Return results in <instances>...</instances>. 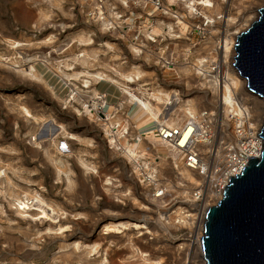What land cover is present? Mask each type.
I'll return each mask as SVG.
<instances>
[{
    "label": "rangeland",
    "instance_id": "374dc122",
    "mask_svg": "<svg viewBox=\"0 0 264 264\" xmlns=\"http://www.w3.org/2000/svg\"><path fill=\"white\" fill-rule=\"evenodd\" d=\"M161 2L166 14L147 17L149 7L126 0H0V264H100L103 257L106 264H199L197 221L206 201L194 200L193 192L200 178L186 172L180 158L177 169L158 158L151 138L157 121L137 116L122 88L148 98L159 117L175 97V123L183 114L179 106L209 109L223 121L210 66L220 59V43L256 18L262 0H201L199 15L189 12L185 2L191 0ZM127 16L131 22L137 17L132 26L124 23ZM28 64L44 81L18 71ZM85 71L107 77L99 84L90 78L85 88L81 79L62 74ZM96 88L121 104L113 119L132 121L133 134L120 141L121 150L81 109V98ZM48 130L54 141L43 137ZM125 145L138 153L139 166ZM148 160L166 188L159 197L142 177ZM35 194L57 212L56 223L17 215V199L30 203ZM124 223L128 229L104 230ZM47 227L54 229L45 233ZM74 242L79 250L61 251Z\"/></svg>",
    "mask_w": 264,
    "mask_h": 264
},
{
    "label": "built area",
    "instance_id": "2783aa9c",
    "mask_svg": "<svg viewBox=\"0 0 264 264\" xmlns=\"http://www.w3.org/2000/svg\"><path fill=\"white\" fill-rule=\"evenodd\" d=\"M95 1L98 3L103 2V0ZM191 1L192 4L194 2L191 13L199 15L200 12L197 6L200 4L198 1L201 0ZM195 1H197L196 6ZM126 2L143 9L149 7L148 9L150 10L143 16L155 15L156 11L162 15L166 14V9L162 5L161 0H126ZM130 15L133 14L131 13ZM130 18L131 16H127L124 23L132 26L137 17L132 22ZM211 68L215 70V64ZM103 81V79H99L97 84ZM117 90L121 92L120 88H117ZM74 96L81 98L78 92L74 93ZM111 96L108 91L96 88L95 93L91 97L81 98V109L84 113L86 112L85 114L96 117L102 124L104 132L113 139L112 145L121 150L122 144L120 141L130 140L133 134V124L127 117L124 120L113 119L121 104L110 102ZM164 105L163 114L161 115L163 122L155 125L151 138L170 147L181 159L183 167L200 178L199 185L193 192L194 200L215 203L218 195L220 196V191L224 190V187L228 184L230 177L238 175L246 165L247 159H249V153H247L246 147L242 146V143L246 142L247 144H245L248 146V142L252 139L254 147L251 149L255 151V135L253 136V132H250L247 140L243 139L239 142L236 134L242 133L246 125L245 119L243 118L242 121L236 122L235 118L223 115L222 121V117L221 120L218 119V114L215 115L209 109H203L186 116L179 125L178 122L171 124L169 120L172 119L171 117L175 112L178 101L175 97H172ZM217 113L219 112L217 111ZM224 127H227L226 132ZM228 132L233 136L231 140L226 139L228 138ZM182 139H184L183 143L181 142ZM131 159L136 167L139 166L138 158ZM219 160L222 162L219 163ZM146 166V171L143 172L142 177L147 181L148 186L152 188L153 194L159 197L164 194L166 188L157 179V172L149 160ZM135 170L139 171L137 168Z\"/></svg>",
    "mask_w": 264,
    "mask_h": 264
},
{
    "label": "water",
    "instance_id": "95a60500",
    "mask_svg": "<svg viewBox=\"0 0 264 264\" xmlns=\"http://www.w3.org/2000/svg\"><path fill=\"white\" fill-rule=\"evenodd\" d=\"M233 66L247 90L264 101V3L235 40ZM259 156L230 177L204 214L200 249L206 264H264V123Z\"/></svg>",
    "mask_w": 264,
    "mask_h": 264
},
{
    "label": "bare ground",
    "instance_id": "6f19581e",
    "mask_svg": "<svg viewBox=\"0 0 264 264\" xmlns=\"http://www.w3.org/2000/svg\"><path fill=\"white\" fill-rule=\"evenodd\" d=\"M264 3V0H262V5ZM189 12H191V10L193 9V4L191 2H185ZM208 4L210 5V3L208 2ZM261 5V6H262ZM260 7V6H259ZM258 7V8H259ZM257 8V10H258ZM257 12V11H256ZM257 16V13H256ZM207 20H209L210 22H213V19H211L209 16L206 17ZM250 19H252V17H250ZM252 21V20H251ZM250 21V22H251ZM180 22V21H179ZM247 22V21H246ZM182 23V22H180ZM183 26H185L182 23ZM248 24L246 23L245 26H247ZM239 34V30H237L236 32L233 33V36L230 37L228 35L229 38H225V40H223L220 43L219 46V52L217 53L220 57L218 62H215V72L213 73V75H209L208 73H205L206 76L210 77V85H211V89L214 91L219 92V105L225 106L224 112L226 117H231V118H235V121H242L243 118L246 121V125L242 131L241 134H236V136L239 139V142L241 140H247L249 137V133L253 132V136L255 135L254 139L256 140V149L255 151H253V149H251L253 146L252 144V139L251 141L248 142V146L246 145L247 143L244 142L242 143V146L246 147L247 153H249L248 158H256L259 156V152L261 149V140L258 137V133L264 123V101L257 95H254L252 93H250L247 88H246V80L244 77H241L238 70L233 66V62H234V56H235V48H234V44H235V40H236V36ZM14 47H18L21 44H19L18 42H13ZM15 67H19V66H15ZM212 66H210L211 69ZM18 71L24 73L26 76L30 77L33 80H41L44 81L43 78L40 76V74L37 72V70L35 69V67L32 64H28L25 67H20L18 69ZM63 76L65 78H69L71 80V78H75V79H81V81L83 82V87L88 88L89 84H90V78H97V79H102L103 77H107V75L101 73V72H95V73H91L88 71L85 72H73L71 74L68 73H63ZM127 80L126 82H132L131 78L126 77ZM129 87L125 86L124 88H122L123 93H125L123 98H126L127 100L130 101V103L132 105L135 106V108H138L139 111L137 113V116L140 115L141 113L148 118V119H152V120H156L157 123H162L163 117H159V108L154 106L148 98L143 97L141 95H136L133 94L129 89H127ZM241 90V91H239ZM238 92H240L241 94H239ZM239 96H242L243 98H240ZM178 111H181L183 114L182 116L178 115V125L180 124V122L182 121L183 118H185L188 115H192L193 113H195L194 111H192L190 108H181L180 106L178 107ZM23 112L26 116L28 117H32V115L29 113V111L26 108H23ZM244 121V122H245ZM168 123V122H167ZM169 123H175L171 120H169ZM189 130V129H188ZM42 136H38L36 138V140L40 139ZM43 137H48L51 141H54V132L51 130H48L47 133L43 134ZM227 137L228 140L232 139V135H230V132L227 133ZM35 140V138H34ZM154 140V139H153ZM155 141V140H154ZM153 143L157 146V156L158 158H161L163 161H166L167 159L171 160L174 168H178L179 166V157H177L176 153L170 149V147L166 146V144H163L161 142H157L155 141ZM182 143L184 142V139H182L181 141ZM246 143V144H245ZM158 144V145H157ZM154 145V146H155ZM57 150H59L58 147H56ZM126 149L127 155L129 156V158H137L138 153H136L135 151H133L132 145H125L124 147ZM60 151V150H59ZM246 161V163L248 162V160ZM222 161L219 160V163H221ZM186 172H188L189 170H185ZM184 171V172H185ZM190 172V171H189ZM184 175V173H183ZM107 182H110L109 180H107ZM223 190L220 191V196L218 195L215 203L217 202V200L221 197V192ZM35 197L34 201L35 203H31L33 202V198ZM32 201H30V203L26 202V201H22L17 199V205L18 207H16V213L17 215L23 216V217H30L32 220H38V219H46L49 220L51 223H56V216L53 217L52 215L57 214V212L54 210V208L50 207L47 203L44 202L43 199H41L39 197V195L35 194V196H32L30 198ZM206 204L203 205V207L200 209L199 211V216H198V232H197V240H196V244L198 245V263L199 264H206L205 258L201 252L200 249V239L203 236V222H204V214L207 211V209L213 205H215V203H210V202H205ZM34 212V215H36L35 217H31L30 214ZM162 216V215H161ZM52 219V220H51ZM130 224L124 223V224H120L121 227L114 225V224H110V225H106L104 226V230L108 231V232H120L121 228H127ZM131 225L134 226V228H143L144 225H139L138 223H132ZM63 226H57L55 227V230L58 231V233L63 231ZM54 229L52 227H47L45 230V233H50L51 230ZM128 229V228H127ZM102 239V238H101ZM89 250L88 252H93L96 249V245L95 246H88ZM75 249V250H79V248H81V245L79 244V242H74L73 244L70 245H66V246H62L61 247V251H68L69 249ZM142 254V252H141ZM193 258V254L191 256V259ZM144 260H148L147 258H144ZM107 262V258L103 257L102 260L100 261V264H106ZM162 260H158V261H153L150 264H162ZM2 264H6V263H2Z\"/></svg>",
    "mask_w": 264,
    "mask_h": 264
},
{
    "label": "crops",
    "instance_id": "0c3cea01",
    "mask_svg": "<svg viewBox=\"0 0 264 264\" xmlns=\"http://www.w3.org/2000/svg\"><path fill=\"white\" fill-rule=\"evenodd\" d=\"M105 86H106V89L111 92L114 90V87H112L111 85L105 84Z\"/></svg>",
    "mask_w": 264,
    "mask_h": 264
}]
</instances>
